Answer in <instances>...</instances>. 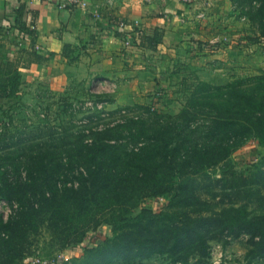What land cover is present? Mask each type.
I'll return each mask as SVG.
<instances>
[{"label": "rangeland", "instance_id": "rangeland-1", "mask_svg": "<svg viewBox=\"0 0 264 264\" xmlns=\"http://www.w3.org/2000/svg\"><path fill=\"white\" fill-rule=\"evenodd\" d=\"M228 2L239 34H230L207 49L217 50L210 72L183 71L172 93L173 99L181 100L182 109L189 101L193 106L202 95L216 92L207 86L219 91L230 84L253 88L264 77V20L249 18L254 16L260 0H252L250 5L247 0ZM221 43L225 48L218 51ZM243 48H252V52H239ZM40 91L41 99L31 104L20 105L16 98L0 102V264H54L57 260L61 261L58 264H264V257L251 258L247 254L250 242L244 235L227 238L225 243L208 242L201 254L177 261L172 253L162 250L158 241L152 242L153 229L134 227L144 209L154 212L163 200L169 202L167 211L174 210L188 196L185 191L181 199L174 196L175 190L169 191L166 199H155L144 185L127 193L131 198H125L109 188L106 200L77 207L74 192L87 177L86 151L92 144L105 138L126 151L133 147L137 151L141 142L137 128L152 133L182 109L171 115L147 106L112 108L106 95L97 97L94 89L79 84L65 96ZM193 112L197 115V110ZM204 161L209 163L210 157ZM223 164L249 173L248 179L257 181L259 174L263 183L260 191H264L261 139L250 135L231 150ZM221 165L206 167L192 178L194 194L201 205L189 207L188 211L210 215L234 203L232 190H220ZM19 192L21 202L14 196ZM117 196H123L121 201ZM262 208L264 202L248 204L252 213ZM10 219L13 225H8ZM94 237L97 241L89 245Z\"/></svg>", "mask_w": 264, "mask_h": 264}, {"label": "crops", "instance_id": "crops-1", "mask_svg": "<svg viewBox=\"0 0 264 264\" xmlns=\"http://www.w3.org/2000/svg\"><path fill=\"white\" fill-rule=\"evenodd\" d=\"M62 4L0 0V79L16 71L13 59L30 44L16 22L19 6L21 21L35 22V50L42 57L51 55L19 68L14 95L0 102L16 98L20 105L31 104L39 100L40 89L65 96L79 84L94 89L96 96L106 95L112 108L147 106L175 115L182 104L172 93L183 71L210 72L215 60L217 50L200 49L198 44L219 42L240 31L228 0H197L191 5L180 0H88L84 9ZM201 11L206 14L203 20L197 18ZM155 33L159 40L152 49L144 37L153 38ZM125 40L132 42L126 45ZM64 46L68 57L62 54ZM224 48L221 43L217 49ZM248 49L239 52L247 54Z\"/></svg>", "mask_w": 264, "mask_h": 264}, {"label": "trees", "instance_id": "trees-1", "mask_svg": "<svg viewBox=\"0 0 264 264\" xmlns=\"http://www.w3.org/2000/svg\"><path fill=\"white\" fill-rule=\"evenodd\" d=\"M251 2L247 0V5ZM22 12L23 6H19L15 18L18 28L26 33L30 44L27 48H20L13 59L16 71L0 79V99L14 95L19 84V68L27 69L31 64L46 61L51 56L42 57L35 50V22L28 25L23 23ZM255 16L264 20V0H260L254 16L249 18ZM144 40L154 49L159 40L158 33L153 38L144 37ZM67 49L64 46L62 53L66 57ZM207 89L216 92L202 95L193 106L189 101L179 115L168 117V123L157 127L154 125L156 129L152 133H147L143 127L137 128L136 131L140 132L137 137L141 139L137 151L136 147L126 151L123 146L113 145L105 138L92 144L86 151L87 160L84 158L89 164V171L80 189L74 192V200L78 201L77 207L82 209L92 201L106 200L109 188L121 192L125 198H131L132 195L127 193L144 185L153 198L166 199L167 193L175 190L174 196L181 199L184 195L182 191H185L188 196L180 200L174 210H166L169 202L156 212L144 209L134 227L153 229L150 233L156 239L152 242L158 241L162 250L172 253L177 261L201 254L208 247V242L220 240L225 243L227 238L241 235L249 237L247 254L251 258L264 257V209L253 213L248 209L252 201L264 202L260 175L257 181L251 177L248 179L249 173L244 174L223 164L231 150L240 146L250 135L264 141V77L259 78L253 88L230 84L220 91L215 87L207 86ZM194 110H197V115ZM207 156L210 162L206 164L204 158ZM214 165H221L220 170L223 171V177L218 180L220 190H232L234 203L210 215L188 211L189 207L201 205L194 194L192 178ZM20 194L15 193L14 196L21 202ZM214 195L218 196L217 193ZM123 196H117L118 202ZM12 219L8 225H13ZM96 241L97 237H94L88 244L93 245ZM59 262L57 260L54 264Z\"/></svg>", "mask_w": 264, "mask_h": 264}, {"label": "built area", "instance_id": "built-area-1", "mask_svg": "<svg viewBox=\"0 0 264 264\" xmlns=\"http://www.w3.org/2000/svg\"><path fill=\"white\" fill-rule=\"evenodd\" d=\"M63 1V6H66V7H69L71 9H84L86 8L87 4H88V0H62ZM182 3L186 4V5H191L193 3H195L197 0H180ZM205 0H202V2H204ZM206 17V14L204 11H201L200 13H198L197 15V18L200 19V20H203L204 18ZM139 23L136 21L134 22V27L137 26V28L139 27ZM120 27L123 26V24L121 23L119 25ZM217 41L214 40V41H211L208 45H203V44H198V47L200 49H204V50H207L209 49L210 47L212 48L213 47V44H216ZM125 44L126 45H130V40H125ZM89 105H92L91 103ZM92 106H96V107H100L102 106V103L100 104H97L96 105H92ZM159 197L155 198V199H158ZM166 203L164 202V200L160 203H158L157 207L154 210V212H156L159 207L163 206V204ZM42 264H46V263H42ZM48 264H52V263H48Z\"/></svg>", "mask_w": 264, "mask_h": 264}]
</instances>
